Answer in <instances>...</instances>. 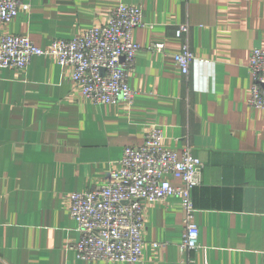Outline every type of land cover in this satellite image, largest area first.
<instances>
[{
    "label": "crops",
    "instance_id": "crops-1",
    "mask_svg": "<svg viewBox=\"0 0 264 264\" xmlns=\"http://www.w3.org/2000/svg\"><path fill=\"white\" fill-rule=\"evenodd\" d=\"M29 11L0 25L42 48L108 23L120 3L142 5L134 30L143 48L129 84L132 103L96 104L53 56L0 68V264H131L87 261L70 195L106 183L126 146L153 127L165 148L190 146L204 164L193 189L198 249L182 252L181 199L143 202V260L134 264H264V110L249 105L254 48H264V0H28ZM188 24V74L174 55ZM174 184L178 179L169 177Z\"/></svg>",
    "mask_w": 264,
    "mask_h": 264
},
{
    "label": "built area",
    "instance_id": "built-area-1",
    "mask_svg": "<svg viewBox=\"0 0 264 264\" xmlns=\"http://www.w3.org/2000/svg\"><path fill=\"white\" fill-rule=\"evenodd\" d=\"M28 0H0V25L20 12L29 11ZM142 5L120 3L108 23L91 27L73 39H54L42 48L27 35L0 33V68H26L35 56H53L72 68V77L83 94L96 104L118 101L132 103L138 91L129 84L136 69L137 54L143 48L163 52L162 42L143 47L134 40V30L145 25ZM190 27L181 24L176 36L183 39L174 55L182 74L190 71L195 59L188 42ZM249 70L252 75L248 103L264 110V48L253 49ZM163 131L153 127L141 145L126 146L119 167L109 180L91 189L70 195V211L76 220L79 240L69 247L87 261L143 260L145 244L143 202L181 199L185 232L182 252L199 248L200 228L194 221L193 189L202 183L204 164L190 146L182 152L163 146ZM169 177L178 179L174 184Z\"/></svg>",
    "mask_w": 264,
    "mask_h": 264
}]
</instances>
